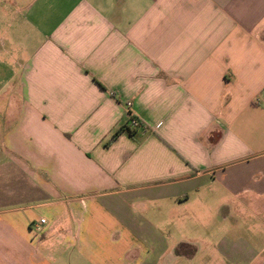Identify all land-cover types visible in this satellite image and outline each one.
Instances as JSON below:
<instances>
[{"label":"crops","instance_id":"1","mask_svg":"<svg viewBox=\"0 0 264 264\" xmlns=\"http://www.w3.org/2000/svg\"><path fill=\"white\" fill-rule=\"evenodd\" d=\"M0 264H264V0H0Z\"/></svg>","mask_w":264,"mask_h":264},{"label":"trees","instance_id":"2","mask_svg":"<svg viewBox=\"0 0 264 264\" xmlns=\"http://www.w3.org/2000/svg\"><path fill=\"white\" fill-rule=\"evenodd\" d=\"M150 132H151V130L142 121H140L138 118L134 117L130 113V119H129L128 123L126 125L122 126L112 136L111 140L107 144L109 145V144L113 143L116 140V138L122 133H127L129 136L137 139L138 135H144V134H147Z\"/></svg>","mask_w":264,"mask_h":264},{"label":"rangeland","instance_id":"3","mask_svg":"<svg viewBox=\"0 0 264 264\" xmlns=\"http://www.w3.org/2000/svg\"><path fill=\"white\" fill-rule=\"evenodd\" d=\"M238 210L239 211H238V213L236 215L237 217L245 216L244 212H242L240 209H238ZM241 223H244V222H241ZM172 230H173L174 237H179L181 235L180 234V230H179V228L177 226H174V228H172ZM222 231H223V228H222ZM185 232H186L185 234H187V236L189 235V238H194L196 236L201 237L203 235V233H208L209 234V233H212V232L213 233L216 232V235H218V237H219L220 230L218 229V227L215 230H213V228L204 229L201 225H199V227H198L196 224H194L193 222L189 221L187 223V225H186ZM249 240H251V238H249ZM200 256H202V255H200Z\"/></svg>","mask_w":264,"mask_h":264},{"label":"built area","instance_id":"4","mask_svg":"<svg viewBox=\"0 0 264 264\" xmlns=\"http://www.w3.org/2000/svg\"><path fill=\"white\" fill-rule=\"evenodd\" d=\"M46 223V220L45 219H41L40 220V224H45Z\"/></svg>","mask_w":264,"mask_h":264}]
</instances>
